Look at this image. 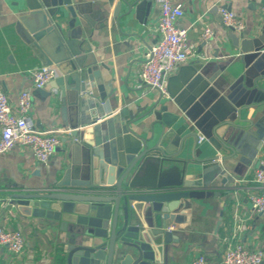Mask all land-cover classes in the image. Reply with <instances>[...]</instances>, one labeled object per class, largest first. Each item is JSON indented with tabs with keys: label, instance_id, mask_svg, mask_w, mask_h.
Here are the masks:
<instances>
[{
	"label": "crops",
	"instance_id": "1",
	"mask_svg": "<svg viewBox=\"0 0 264 264\" xmlns=\"http://www.w3.org/2000/svg\"><path fill=\"white\" fill-rule=\"evenodd\" d=\"M121 1L73 0V4L80 5L92 22L79 19L77 26L82 28V39L92 48L107 94L102 110L95 109L93 115H102L97 121L99 126L111 122L115 130L117 123L143 115L160 97L139 77L145 54L160 36L157 31L159 3L150 0L143 9L129 10L122 2L119 16L115 17V7ZM181 1L185 14L178 26L187 30L196 50L187 62L164 77L166 87L171 85L181 69L195 67L205 70L206 79L219 93L245 98L250 108L243 112V117L258 123L264 132V70L254 67L255 54L241 51L243 38H255L263 30L261 7L264 0ZM221 9L239 16L244 29L237 31L225 27ZM29 13L24 0H0V90L7 94L13 107L22 91H30L33 97L30 120L38 130L60 136L62 143L46 163L39 162L32 150L25 147H15L0 154V226L18 229L26 238L25 248L20 254H12L0 245V264H64L61 257L66 253L69 239L60 222L36 216L34 210L19 205L17 198L20 194H41L43 190L55 187L72 164L71 143L64 141L71 130L62 119V91L51 87V84L62 82V75L58 72V76L44 87L47 90L39 91L33 86L32 72L46 65L18 27L19 18ZM208 26L214 29L215 35L202 41L200 35ZM38 46L43 53L53 54L56 58L65 53L61 47L59 54L60 50L57 52L55 45L48 41L39 42ZM221 63L224 65L222 69ZM257 85L262 90L257 89ZM149 123L147 118L138 126L148 131ZM213 123V115L195 109L187 120V127L180 131L179 138L192 132L204 140L196 144L194 139H187L176 163L179 170L166 174L168 181L183 179L182 190L194 196L187 198L184 206L176 210L178 222L168 228L174 241L156 253L157 264H193L201 255L206 257L208 264H222L225 239L242 242L251 250H264V216L254 213L249 201L250 196L258 192L254 176L258 162L264 156V142L261 148H257L252 165L245 170L239 168L244 171L243 175L227 172L216 175L213 164L205 162L216 153L213 146L217 147V144L211 134ZM135 129L138 131L137 126ZM138 132L146 135L141 129ZM158 171L157 165L145 175L143 183L158 184L164 180ZM106 179L107 172L103 179L96 176L91 182L98 185ZM148 207L146 203L129 205L133 212L131 225L141 222V213ZM127 209L122 203L120 224Z\"/></svg>",
	"mask_w": 264,
	"mask_h": 264
},
{
	"label": "water",
	"instance_id": "2",
	"mask_svg": "<svg viewBox=\"0 0 264 264\" xmlns=\"http://www.w3.org/2000/svg\"><path fill=\"white\" fill-rule=\"evenodd\" d=\"M24 1L30 13L19 18L18 27L43 64L55 66L62 75V82L51 87L62 91V119L71 130L64 141L71 143L72 164L55 187L41 194L17 195L18 204L34 210L36 216L60 222L69 239L61 257L64 264H157L156 253L174 241L168 228L178 222L176 210L194 196L182 190L183 179L166 178L169 172L179 170L176 163L184 142L191 138L196 144L199 141L192 132L179 138L190 114L197 109L214 117L211 134L217 144L213 146L216 153L205 162L213 164L216 175H243L239 168L245 170L252 165L257 148L264 142V132L258 123L243 117L250 108L244 97L222 95L206 79V71L195 67L181 69L167 88L169 97L160 95L143 115L117 123V130L111 122L99 126L97 121L102 115L93 112L102 110L107 94L92 48L77 26L79 19L90 24L91 20L73 0ZM122 2L129 10L150 4V0H123L115 7V17ZM47 41L55 45L57 52L64 48L65 53L60 50L58 58L43 53L38 43ZM241 51L255 54L254 67L264 70V27L255 38L242 39ZM219 66L224 67L222 63ZM44 89L48 88L39 91ZM147 118L148 131L138 126ZM157 165L164 180L144 184L145 175ZM105 172L106 181L92 185L91 180L96 176L103 179ZM78 177L80 181H76ZM122 203L128 209L120 224ZM133 203L149 206L141 213L138 225H131L133 212L129 205Z\"/></svg>",
	"mask_w": 264,
	"mask_h": 264
},
{
	"label": "built area",
	"instance_id": "3",
	"mask_svg": "<svg viewBox=\"0 0 264 264\" xmlns=\"http://www.w3.org/2000/svg\"><path fill=\"white\" fill-rule=\"evenodd\" d=\"M157 1L160 6L157 22L160 36L145 54L139 77L144 85L168 98L164 77L187 62L195 53L196 47L190 42L187 30L178 26L179 20L185 14L182 1ZM261 11L264 13V5ZM220 12L225 27L237 31L244 29V23L239 16L226 9H221ZM214 35V29L208 26L200 37L202 41H207ZM57 76L58 70L55 67L36 68L32 72L33 86L35 89L44 88ZM32 107L33 97L30 91H22L16 106L13 107L7 94L0 90V154L10 152L15 147H25L32 150L39 162L46 163L62 141L57 134L40 131L34 126L29 117ZM202 140L204 137H199V141ZM254 180L258 192L249 198L251 209L254 213L264 216V156L258 162ZM0 245L6 247L12 254H20L25 248L26 238L18 229L0 226ZM225 246L222 264H261L264 261L262 249L251 250L242 242H232L228 239H225ZM193 264H208V261L201 255Z\"/></svg>",
	"mask_w": 264,
	"mask_h": 264
}]
</instances>
